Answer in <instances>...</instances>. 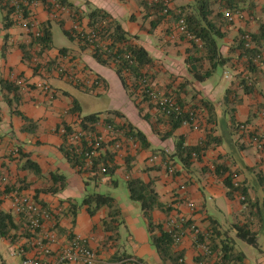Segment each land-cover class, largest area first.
Instances as JSON below:
<instances>
[{
    "label": "crops",
    "instance_id": "obj_1",
    "mask_svg": "<svg viewBox=\"0 0 264 264\" xmlns=\"http://www.w3.org/2000/svg\"><path fill=\"white\" fill-rule=\"evenodd\" d=\"M152 1L68 0L74 8H65V13L55 20L51 13L53 5L58 4L57 0H40L32 10L33 18L38 22L39 29L45 24L51 25L54 41L53 49L42 54L40 46L32 43L34 37L25 33L11 14L8 16L0 2V177H6L11 185L25 187L24 192L35 196L37 204L56 213L54 222L45 221L39 232V237L52 231L56 233L58 239L52 245L53 253L61 252L71 237H80L96 253V264H117V254L130 256L131 261H135L134 264H172L165 262L152 246L148 220L139 204L130 198L128 180L133 178L152 183L160 203L165 205V209L157 208L152 213L156 224L165 226L170 217L183 214L202 231L211 233V243L219 254L224 253L232 260L231 264H264V189L258 178L260 172L264 173V153L252 143L249 135L238 131L233 125L234 121L246 125L248 132L259 135L264 143V62L254 72H250L239 50L242 34H256L264 24V0H247L242 11L244 18L235 19L232 24L223 27L226 37L221 43L222 54L229 62L204 83L193 82L188 74L186 59L189 49L186 48L189 44H186V40H181L182 47L178 49L165 45V50L158 47L160 51L153 43L156 37L164 34V25L154 32L151 31L152 18H145L144 4ZM170 1V7L179 8L194 0ZM250 3H253L252 10L248 9ZM215 5L220 11V2ZM93 10L107 12L111 21L118 22L129 35L137 36V43L144 46L155 61L163 60L165 55V87L170 91L172 86L180 93L185 109L197 108L200 118L198 129L181 127L164 142L158 135L151 136V126L139 116L138 109L124 89L114 66L99 64L93 56L92 48L81 45L82 48L76 50V41H71L64 34V30L72 32L75 15L80 24L85 22L89 30L88 15ZM169 26H165L167 30ZM171 28L175 30L174 26ZM180 34L178 29L174 36L169 35L170 42H178ZM166 40L167 37L165 42ZM24 46L32 59L35 52L41 54V65L38 68L33 67L32 59L30 62L24 59ZM60 63H72L74 71L78 70V64H84L88 73L92 77H99L108 91L102 93L103 87L96 90L100 95L94 93L91 96L85 91L77 90L76 84L57 73ZM155 64L157 66V61ZM161 64H164L163 61ZM159 68L154 69L158 72ZM177 69L182 71L181 76H186L191 81L192 87L183 88V77H178L177 81L170 80ZM88 76L90 75H84L83 78ZM244 81L251 86L247 90L249 93L245 92ZM2 82L19 85L18 101H15V92L3 89ZM42 82L56 92L53 99L36 88L35 85ZM192 88L196 92L190 96ZM229 90L231 92L227 94ZM6 98L12 101L11 104H8ZM201 101H207L214 106L215 119L211 122ZM97 102L106 103L107 106H96ZM75 103L78 109L72 112ZM88 109L90 110L87 111ZM110 111L122 113L141 130L151 143V148L141 150L138 144L133 147L126 143L116 156L119 169L115 176L89 182L87 186L85 182L88 176L79 174L71 167L60 151L63 138L58 130L64 123L69 127H79L80 117L97 113H102V120L111 119L120 125L121 119L108 114ZM18 112L37 124L35 132L23 131L25 121ZM151 112L153 111L150 114ZM159 117L163 118L162 115ZM160 127L158 130L161 132L165 129V133L170 129L167 120ZM97 131L106 136L105 142L108 143L110 137L107 130L98 126ZM207 133L212 137L210 146L201 160L192 161L189 169H185L180 162L173 161L176 173L170 175L163 165L149 162L155 152L159 153L158 150L174 153L175 143L179 138L183 139L185 145L197 146L206 139ZM20 152L25 155L23 158H20ZM127 157L134 158L130 170H127L125 162ZM27 160L40 167L42 178L22 169ZM217 165L235 173L237 181L247 186L251 202L257 205L245 207L237 196L230 199L224 184L226 177L216 173ZM54 173L66 177V188L55 195L39 193L52 186ZM93 192L110 194L120 207L125 224L117 230L119 234L113 241L109 240L111 234L105 232L102 224L109 213L107 208H102L96 215L91 216L84 207L74 220L69 212V201L80 202L88 193ZM189 203L195 205V210L188 207ZM2 213L11 216V225L7 228L6 236L0 234V264H20L23 258L39 257L33 237L26 230L24 218L12 211L7 194L0 191V215ZM238 226H248L256 235V247L236 237ZM176 250L182 252L184 264L198 263L199 251L190 233L176 246Z\"/></svg>",
    "mask_w": 264,
    "mask_h": 264
},
{
    "label": "trees",
    "instance_id": "obj_2",
    "mask_svg": "<svg viewBox=\"0 0 264 264\" xmlns=\"http://www.w3.org/2000/svg\"><path fill=\"white\" fill-rule=\"evenodd\" d=\"M247 0H242L241 5L240 0H194L192 3L182 6L179 8L170 7V0H153L152 2H147L144 4L146 16L145 18H152L151 21V31L154 32L160 26L164 25L166 21L172 22L169 29L167 30L168 35H175V32L179 29L181 38L190 43L191 49L187 52L186 66L187 71L193 82L204 83L209 80L217 70L224 67L229 59L224 57L222 54V41L226 37V33L223 31V27H226L233 22L229 21V17H234L236 14L242 13L243 6ZM250 1V0H248ZM3 10H7L8 16L12 14V9H9L4 5V0H0ZM216 2H220V11L217 8L214 9ZM57 3L66 9H73V4L69 3L68 0H57ZM253 3L248 4V9L252 10ZM225 11L227 14H225ZM90 19L89 30L78 33L76 30L65 31L64 34L71 41H78L85 48L93 49V56L95 60L101 65H113L115 72L119 77L124 89L128 93L129 97L132 98L130 91L133 94L139 95L141 98V104L148 103L151 108H155L159 115H162V123L167 120L170 126L169 131L166 133H161L156 131V134L160 137L161 141L170 139L173 134L183 126L181 119H176L173 116H167L162 113L151 101L148 91L156 89V84L154 83V77H152L150 72L156 67L155 59L150 55L144 46L137 43L138 37L131 36L127 33L118 22L111 21V17L107 12L101 10H93L88 15ZM183 21L184 31L180 30ZM75 23L80 27V20L77 19L75 15ZM171 25L175 26V30H172ZM81 28V27H80ZM41 36L33 39L32 43L40 46L42 54L43 52L49 51L54 47L53 33L51 31V25L45 24L41 28ZM76 34V35H75ZM249 35L252 41V45L247 47V41L245 36ZM93 37H95L93 39ZM24 59L28 62L31 61L32 57L27 47H22ZM239 50L241 56L244 57L247 64V69L250 72H254L258 66H261L264 62L263 52H264V24H262L258 30V33L252 34L245 32L241 36V41L239 45ZM261 55L262 59L258 63H254L253 59L255 56ZM61 63L58 64V67ZM38 68V67H35ZM97 81L102 83L99 77H95ZM69 81V80H68ZM131 81V84L129 83ZM72 82H74L72 80ZM246 93L247 90L251 88L245 82ZM103 84V83H102ZM191 81L188 79L183 82V88L191 86ZM3 89H9V92H15V101H18V88L19 85L4 83L2 82ZM87 88V87H86ZM88 90L96 91L93 89ZM158 90V89H157ZM230 90L227 94H230ZM167 95L173 97L178 104L182 105V100H180V93L176 90H166ZM7 99V98H6ZM8 100V99H7ZM11 100H8V104H11ZM202 105L207 109L209 113V122L215 119L214 117V106L207 102L201 101ZM139 116H141L146 121H149L150 116L143 115L144 110L141 108L139 103L136 105ZM184 107V106H183ZM185 108V107H184ZM72 112H75L78 107L76 103L72 108ZM190 110V109H189ZM190 111L196 113V117L199 120V115L197 113V108H191ZM19 115L25 121V126L23 127L24 132L33 133L36 130L37 124L31 119L27 118L20 112ZM100 114H90L84 117H80V125L82 130L89 134L93 139L95 134H98L96 125L103 121L104 125L111 126L113 129L122 131L126 139L133 141L139 145L141 150H148L151 148V143L148 141L146 135L136 128L131 122L126 120L125 116L118 111H110L108 114H113L121 120H124L123 124H116L111 119L105 118L101 119ZM236 129L246 135H249L252 143H255L254 139L262 143V147H258L259 151L264 153V143L262 138L257 134H252L248 132L247 126L233 122ZM69 132V126L65 123L62 125ZM244 127V128H242ZM192 128V127H190ZM63 138V145L60 148L63 156L70 163L71 167L76 169L79 174L87 175V181L85 182L88 186L89 182L101 181L103 178H113L119 169L116 164V156L118 152L114 149L115 142L103 143L99 149V154L91 158V166L85 168L86 159L85 151L91 150L89 143H83V151L81 153L75 152L68 146L66 137ZM212 137L207 133L206 139L201 141L197 146L185 145L182 138H179L175 143V152L166 155L167 150H163L160 154L168 156V161L175 168V172L170 175H175L176 167L175 163L180 162L185 169H189L192 165L193 160H201L205 150L209 148ZM128 143V142H126ZM126 145V144H125ZM113 148V149H112ZM114 150V152H113ZM159 154V153H158ZM156 155V154H155ZM25 156V155H24ZM20 152V158L24 157ZM134 160L132 157H127L125 162L127 164V170L131 169V162ZM24 170L30 171L37 177L42 178V172L40 167L33 161L27 160L23 165ZM229 169L217 165L216 173L221 177H226L224 179V184L228 190L227 196L230 199H234L235 196L245 197L244 201H240L245 207H250L257 205V203H252L248 197V188L243 183L237 181V175L235 173L229 172ZM258 178L261 186L264 189V173L260 172ZM9 182V181H8ZM18 187L21 191H25V187L11 185L10 183L6 187L5 193H9L12 189ZM66 188V177L58 173L52 174V186L49 189H43L39 193L46 194H58L61 193ZM128 189L130 191V198L133 202L139 204L141 210L144 212L145 217L149 223V233L150 241L152 246L155 248L159 256L165 261L172 264H184V257L182 252L176 250V245L174 244L173 236L165 230V226L162 224H156L153 221L152 213L155 209H165V205L160 203L159 195L154 189L152 183H144L140 179L130 178L128 180ZM34 200L35 196H34ZM70 208L69 212L73 215V220L76 219L78 212L86 207L89 215L94 216L102 208H107L109 210L108 216L103 220L102 224L106 233L111 234L108 238L110 241L115 239V236L119 234V228L125 224L120 207L110 194L107 193H88L86 197L80 201H69ZM11 221V216L2 213L0 215V234L6 236L7 228L9 227ZM11 225V224H10ZM75 225V221H74ZM26 230L27 229V226ZM29 233V232H28ZM30 234V233H29ZM30 236V235H29ZM236 237L245 242L250 246L256 247L257 239L256 235L251 232L248 226H238L236 229ZM73 238V237H71ZM213 239V236L211 240ZM212 250L215 253L217 249L213 243H211ZM219 254V253H218ZM225 264H231V259L228 258L224 253L219 254ZM115 262L117 264H134L128 255H115Z\"/></svg>",
    "mask_w": 264,
    "mask_h": 264
},
{
    "label": "built area",
    "instance_id": "obj_3",
    "mask_svg": "<svg viewBox=\"0 0 264 264\" xmlns=\"http://www.w3.org/2000/svg\"><path fill=\"white\" fill-rule=\"evenodd\" d=\"M242 1V0H240ZM40 3V0H4V5L9 9H12V18L14 21L20 25V27L27 33L35 38L41 36V30L39 29L38 22L33 18L32 10ZM65 8L59 4H54L51 17L53 19H59L63 13H65ZM244 18L243 13L236 14L234 17H229V21L233 22L235 19ZM182 26L180 27L181 31H184L183 21L181 22ZM73 30L79 32V26L75 23ZM81 31V30H80ZM80 33V32H79ZM95 37H93L94 39ZM247 41V47L252 45V41L249 35L245 36ZM262 59L261 55L254 57V63L260 62ZM33 67H38L40 62L36 57H33L31 61ZM57 73L69 81H74V83L81 82L83 86L89 89L94 87L97 90L103 88V84L96 80V78L91 75L88 76L86 80H76L73 75H71L64 66H57ZM14 78L15 75H13ZM38 90L43 91L51 99L56 95V92L51 89V87L42 82L35 85ZM149 97L152 103L165 115L173 116L176 119H181L184 127H192L198 129L199 120L196 117L194 111L185 109L182 105L178 104L177 101L167 95L166 93L152 89L148 91ZM103 126L109 133V142H115L114 149L117 152L123 150L126 142L132 144L133 147L136 146L131 140L126 139L122 131L113 129L111 126L104 125L103 121H100L96 125ZM244 128V127H242ZM59 134L62 137H66L67 144L71 149L75 150L77 153H81L83 150V143H89L91 150L85 151L86 165L85 168L91 166V158L99 154V149L105 142V137L103 134L97 132L93 136V139L89 134L85 133L82 130L81 125L79 127H69V132L61 126L58 130ZM255 144L260 148L262 143L258 138L254 139ZM170 151H166V155H169ZM151 164H161L163 165L169 174L175 172V168L171 165V162L168 161V156L164 154H156L149 158ZM9 182L6 177H0V191L5 193L6 187ZM7 194L12 211L22 216L25 220L28 232L32 235L33 243L35 248H37L39 257L34 259L23 258L20 264H96L97 255L89 247L86 240L80 237H73L65 245L61 252L53 253L52 245L57 242V235L54 231L47 233L44 237H39V232L42 229L44 222L51 220L54 222L56 213L51 210L44 209L34 200V197L31 194L21 191L18 187H15ZM239 200L242 202L245 200V197H239ZM188 207L191 210H195V205L189 203ZM165 230L173 236L174 244L176 246L180 245L183 239L187 236L188 233L192 235L194 243L199 251L198 254V263L197 264H225L222 257L215 253L211 247V233L208 231H202L198 228L197 225L191 223V219L183 214H177L174 217H170L166 224ZM135 263V261H133Z\"/></svg>",
    "mask_w": 264,
    "mask_h": 264
},
{
    "label": "rangeland",
    "instance_id": "obj_4",
    "mask_svg": "<svg viewBox=\"0 0 264 264\" xmlns=\"http://www.w3.org/2000/svg\"><path fill=\"white\" fill-rule=\"evenodd\" d=\"M214 9H216L217 10V8H216V5L214 6ZM0 15H1V10H0ZM55 22H57V21H55ZM170 24H172V22H170V21H166L165 23H164V26H163V32H164V34L163 35H159V37H156V41L154 40V42L153 43H155L156 45H157V49H158V47H159V49H161V48H163L164 50H165V45H167V46H173V47H175V48H179V47H182V44H180L181 43V40H183L182 38H181V36L180 37H178L179 38V40H178V42H170V40H169V35L167 34V27H168V25H170ZM165 26H167V27H165ZM174 26V25H173ZM81 27V28H80ZM79 27V32H83V31H88L87 30V28H86V26H85V22H83L82 23V25ZM170 27V26H169ZM171 27H172V25H171ZM175 27V26H174ZM169 29V28H168ZM81 30V31H80ZM78 32V33H79ZM76 35V34H75ZM167 37V39L168 40H166V42H165V39H166V37ZM177 38V39H178ZM147 42H149L150 41V39L149 40H146ZM146 41H145V44H147L146 43ZM187 43L186 44H189L188 45V48H186V49H191V46H190V43L188 42V41H186ZM76 43V45H77V48H76V50L79 48H82L81 47V44H79L78 43V41H76L75 42ZM160 46H162V47H160ZM78 49V50H79ZM158 49V50H159ZM160 51V50H159ZM40 56H41V54L39 53V52H35V55H34V57H36L37 59H38V61H40ZM165 55H163V60L162 59H158V60H156L157 61V66L156 67H160L159 69V71L157 72V70H155V69H153L151 72H150V74L149 75H151L152 77H154V83L156 84V89H158V90H160V91H162V92H166V90H168L167 89V87H165ZM42 58V57H41ZM163 61V63L164 64H161V62ZM68 64H70V63H68ZM68 64H62V66H64L67 70H68V72L71 74V75H73L74 77H75V79L76 80H79V81H82V80H86L87 78H83L84 77V75H91V73H88V69H86L83 65L84 64H78V70L76 69L75 71L73 70V68H72V66H71V64L70 65H68ZM41 64H39V66H40ZM38 66V67H39ZM71 66V67H70ZM182 73V71L181 70H179V69H177L172 75H171V77H170V80L171 81H177V78L178 77H183V82L184 81H187L188 80V78L186 77V76H181L180 74ZM184 73H185V71H184ZM173 77L175 78V79H173ZM82 79V80H81ZM71 83H73V84H76V86H78V89L77 90H82V91H85L86 93H89L91 96H93L94 95V93H97L96 91H94V90H92V91H90V90H88L87 88H85L84 86H83V84L81 83V82H77V83H74V82H72V81H70ZM183 82H181V83H183ZM129 83L131 84V81H129ZM175 86H177V85H175ZM103 92L102 93H104V91H105V93L108 91V88H107V86L106 85H103ZM170 90H173V92H175V89L172 87V86H170ZM169 91V90H168ZM92 92V93H91ZM133 91L131 90L130 91V94H132V98H130L131 99V101L135 104V105H137L138 103H139V105H141V108L144 110V112H143V115H146V116H150V119H149V121H147L148 123H149V125L151 126L150 127V129H151V136H152V134H155V135H157L156 134V131H159L158 129H161V124H162V119L159 117V114L156 112L157 110L153 107V108H151L150 106H149V104L148 103H146L145 105L144 104H141L142 102L140 101V97H139V95H138V93L136 94H133L132 93ZM196 91H195V89L194 88H192L191 90H190V96H192V95H194V93H195ZM96 95H100V94H96ZM104 106V107H106L107 105H106V103H102V102H97V104H96V106ZM145 107H148V108H145ZM90 109H88L87 111H89ZM149 110V111H148ZM150 111H153V112H151V114H150ZM127 120V119H126ZM144 121H146L145 119H143ZM129 122V121H128ZM121 124H123L124 123V120H121V122H120ZM154 124H156V126H153ZM162 132H165V129H162L161 130V133ZM158 152L159 153H161V152H163V150H158ZM156 153V152H155ZM155 153L153 154V155H155Z\"/></svg>",
    "mask_w": 264,
    "mask_h": 264
}]
</instances>
